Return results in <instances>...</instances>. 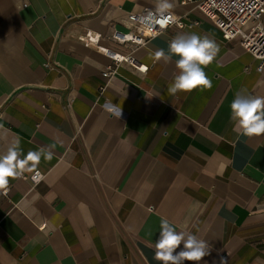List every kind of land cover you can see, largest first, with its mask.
Returning a JSON list of instances; mask_svg holds the SVG:
<instances>
[{"label":"crops","instance_id":"0c3cea01","mask_svg":"<svg viewBox=\"0 0 264 264\" xmlns=\"http://www.w3.org/2000/svg\"><path fill=\"white\" fill-rule=\"evenodd\" d=\"M180 1L172 12L187 26L131 51L112 31L156 0H0V155L16 136L24 154L55 145L39 183L10 180L0 194V264H161L162 218L208 241L198 264H264V134L244 135L230 109L242 89L264 96V70ZM87 32L146 73L121 63L103 77L112 60ZM191 33L219 45L204 68L212 87L170 95L179 57L154 52Z\"/></svg>","mask_w":264,"mask_h":264},{"label":"clouds","instance_id":"9594fccd","mask_svg":"<svg viewBox=\"0 0 264 264\" xmlns=\"http://www.w3.org/2000/svg\"><path fill=\"white\" fill-rule=\"evenodd\" d=\"M174 7V0H156L155 14L160 17L157 23L161 28L177 19L172 12ZM219 50V45L214 39L196 33L176 35L168 44V53L163 48L157 49L154 52L155 61L163 60L164 63H169L172 56L179 57L175 61L178 75L169 85L168 93L176 95L178 92L189 93L198 88L210 89L212 81L204 68L213 63ZM105 107L118 118L122 114L121 108H117L116 105ZM230 109L231 119L244 135L264 134V96L247 94L246 90L242 89L232 100ZM54 148L55 145L52 144L36 151L29 150L24 154L21 139L16 136L7 146L6 152L0 155V194H7L10 180L20 179L26 172H35L42 157L50 161L54 155L52 150ZM160 229L155 245V259L161 264L185 262L198 264L204 257L210 255L211 245L208 241L199 239L187 231H176L167 218L161 219Z\"/></svg>","mask_w":264,"mask_h":264},{"label":"built area","instance_id":"2783aa9c","mask_svg":"<svg viewBox=\"0 0 264 264\" xmlns=\"http://www.w3.org/2000/svg\"><path fill=\"white\" fill-rule=\"evenodd\" d=\"M180 4H194L220 30L224 40L239 39L241 47L259 61L256 70L260 73L264 70V27L262 23L264 0H181ZM159 19L160 17L155 14V10L146 9L142 12L129 14L127 16L128 31L113 30L111 38L119 44H129L130 50L133 51L138 46L146 45L151 38L170 26L176 25L179 28L187 26L177 18L175 22L168 23L166 27L161 28L160 24L157 23ZM99 38V35L87 32L82 41L85 45L97 46L112 60L113 64L107 66L102 72L103 77L110 78L115 75L117 67L121 63L130 65L140 73H146L148 67L136 60L130 52L120 53L101 46L98 44ZM22 178L29 180L34 186L42 180L43 175L36 170L29 176L24 175Z\"/></svg>","mask_w":264,"mask_h":264}]
</instances>
